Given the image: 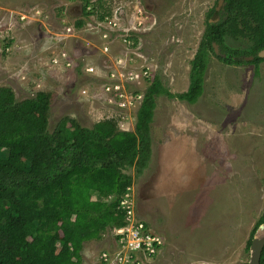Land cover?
I'll return each instance as SVG.
<instances>
[{
  "label": "rangeland",
  "instance_id": "rangeland-1",
  "mask_svg": "<svg viewBox=\"0 0 264 264\" xmlns=\"http://www.w3.org/2000/svg\"><path fill=\"white\" fill-rule=\"evenodd\" d=\"M218 1L0 0V86L11 88L16 100L49 91L47 130L61 117L87 127L103 119L102 97L93 98L95 83L83 73L88 65L109 70V58L119 49L115 42L103 54L93 29L97 14L107 11L136 26L153 78L180 93L206 21L217 20ZM84 4L89 16L82 14ZM79 19L81 26L75 24ZM224 44L244 50L250 41L225 36ZM217 46V53L208 54L195 102L164 94L154 98L149 159L138 175L128 167L135 215L164 239L162 249L139 264H244L251 239L264 232L261 223L255 225L264 210V56L257 65L229 64L218 57L225 53ZM65 60L72 64L63 66ZM129 119L127 130L134 113ZM116 244L113 228H105L101 237L83 242L79 264Z\"/></svg>",
  "mask_w": 264,
  "mask_h": 264
},
{
  "label": "trees",
  "instance_id": "trees-1",
  "mask_svg": "<svg viewBox=\"0 0 264 264\" xmlns=\"http://www.w3.org/2000/svg\"><path fill=\"white\" fill-rule=\"evenodd\" d=\"M223 3L219 19L206 21L186 89L172 94L153 78L130 130L119 129L111 119L87 127L69 117L47 130L49 91L16 100L11 88L0 86V264H75L84 241L126 223L120 198L132 182L128 167L138 175L149 159L154 98L164 94L195 102L202 92L208 54H215L212 43L221 47L225 57H218L229 64L246 62L248 56L255 65L263 60L258 53L264 50V0ZM86 6L82 14L89 16ZM107 14L99 12L97 18ZM225 36L247 37L250 44L244 50L232 49L224 44ZM259 223H264V210L255 225Z\"/></svg>",
  "mask_w": 264,
  "mask_h": 264
},
{
  "label": "built area",
  "instance_id": "built-area-1",
  "mask_svg": "<svg viewBox=\"0 0 264 264\" xmlns=\"http://www.w3.org/2000/svg\"><path fill=\"white\" fill-rule=\"evenodd\" d=\"M117 15L106 16L103 20L94 21L93 29L102 39V52L111 51L115 42L118 45L117 53L109 58L112 66L109 70L95 68L88 65L84 73L91 76L93 85L98 92L93 98L102 97L101 103L104 118L114 120L119 129L127 130L131 125L129 115L136 113L141 104L144 90L153 79L151 62L146 59L137 44L139 30L136 26L122 23ZM67 30L71 31L69 27ZM66 53H62L64 58ZM53 62L58 57L52 58ZM63 66L72 64L70 60L63 61ZM124 69H127L124 70ZM82 94L85 91H81ZM108 194L107 196H109ZM135 197L133 187L127 185L120 198V207L124 211L126 223L113 228L115 247L112 251L102 250L99 253V261L102 264H139L143 256L145 258L156 255L163 247L164 239L144 219H138L135 215ZM112 252V253H111Z\"/></svg>",
  "mask_w": 264,
  "mask_h": 264
},
{
  "label": "water",
  "instance_id": "water-1",
  "mask_svg": "<svg viewBox=\"0 0 264 264\" xmlns=\"http://www.w3.org/2000/svg\"><path fill=\"white\" fill-rule=\"evenodd\" d=\"M223 0H219L218 1V5L215 9V11L218 12L219 10V5L222 3ZM219 18V16L217 17V19ZM211 22L213 20H210ZM214 52L217 53L218 50V46L216 43H212ZM258 56L263 57L264 56V50L259 51ZM245 60H252L253 56H248V57H244ZM261 228H264V223L260 224ZM264 245V232L262 235L260 236H254L251 239V244H250V248H251V252H250V258L248 261V264H260V255H261V251Z\"/></svg>",
  "mask_w": 264,
  "mask_h": 264
},
{
  "label": "crops",
  "instance_id": "crops-1",
  "mask_svg": "<svg viewBox=\"0 0 264 264\" xmlns=\"http://www.w3.org/2000/svg\"><path fill=\"white\" fill-rule=\"evenodd\" d=\"M83 255L84 254L81 252V256H80V258L78 257V260H76V263L75 264H79V262L81 261V258H82ZM97 257H98V255H97ZM97 257L91 258L89 260L88 264H98L99 263V260H98Z\"/></svg>",
  "mask_w": 264,
  "mask_h": 264
},
{
  "label": "flooded vegetation",
  "instance_id": "flooded-vegetation-1",
  "mask_svg": "<svg viewBox=\"0 0 264 264\" xmlns=\"http://www.w3.org/2000/svg\"><path fill=\"white\" fill-rule=\"evenodd\" d=\"M216 12H217V11H216ZM214 16L217 18L219 15H218V13H215ZM248 61H249V60H248Z\"/></svg>",
  "mask_w": 264,
  "mask_h": 264
},
{
  "label": "clouds",
  "instance_id": "clouds-1",
  "mask_svg": "<svg viewBox=\"0 0 264 264\" xmlns=\"http://www.w3.org/2000/svg\"><path fill=\"white\" fill-rule=\"evenodd\" d=\"M100 120V119H99ZM123 130V129H122Z\"/></svg>",
  "mask_w": 264,
  "mask_h": 264
}]
</instances>
